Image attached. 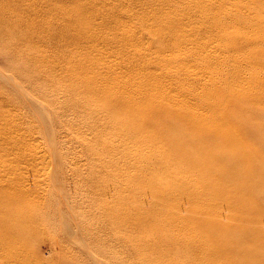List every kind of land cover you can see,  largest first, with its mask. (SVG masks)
I'll return each mask as SVG.
<instances>
[{
	"label": "bare ground",
	"instance_id": "6f19581e",
	"mask_svg": "<svg viewBox=\"0 0 264 264\" xmlns=\"http://www.w3.org/2000/svg\"><path fill=\"white\" fill-rule=\"evenodd\" d=\"M0 59L41 123L10 117L0 86V264H30L23 242L51 222L22 171L51 160L59 178L79 156L98 164L59 223L81 247L98 214L111 264L130 263L114 241L138 264H264V169L246 140L264 144V0H0Z\"/></svg>",
	"mask_w": 264,
	"mask_h": 264
},
{
	"label": "rangeland",
	"instance_id": "374dc122",
	"mask_svg": "<svg viewBox=\"0 0 264 264\" xmlns=\"http://www.w3.org/2000/svg\"><path fill=\"white\" fill-rule=\"evenodd\" d=\"M3 67H4L3 63L1 62V59H0V71L4 70ZM6 74L7 75L10 74L11 77H13L17 82H19L21 86H23L29 92H31L25 86V84L22 83L21 80L11 70L9 72H6ZM4 81L5 80L0 79V86L3 89V91L9 93V95L12 98V100L10 101L11 103L7 105L8 107L7 111L10 117L17 118V119L19 118L24 119V116L27 115L30 122L32 123L29 125L25 124L23 128L26 131L37 130V128L40 127L39 124L41 123H40L39 118H37L38 115L36 116V114L34 113L35 110L26 104V101L23 98V96H21V94L17 92L16 89L11 87L10 86L11 84H9V82H6V81L4 82ZM61 133H63L62 130H61ZM246 134H248V132ZM38 135H35V136H38ZM39 137L43 138L42 133L39 135ZM246 140H247V144L249 148L251 150L258 151L260 153V156L262 157V161H257V162L255 161L253 163V166H255L256 168L264 169V144L250 137L246 138ZM75 147H77L76 149L77 151H80V147L77 143ZM93 161L94 159H91V158L86 159L85 157H80V156L76 157L77 164H79V166L83 168L82 171L81 172L77 171L74 173L69 172L64 175H62L63 173H61L59 178H57V171L54 167L55 162L51 160H47L42 165L39 172L36 174L33 171H22L24 174V177H26L31 184L36 183L39 186V188L42 189L41 193H46V196L44 199L42 198L43 197L42 195H39V197L37 196V198H34L33 201H28L29 204L33 205L34 207L37 205H38L37 207L44 206L46 208L45 209L46 213L43 212L44 210L42 211L43 212L42 221H44V215L47 214L51 222L50 223L42 222V223L35 224V226L40 229L42 235L38 239L32 238V239H29L23 242V246L29 249V252L27 255L25 254V256H22L19 259L26 261L30 264H99V263L100 264H111L109 255L106 254L108 252L107 249L104 253L103 250L98 249L99 247L96 246L98 244L100 246L101 245L106 246L108 247V249H110V245H108L110 244V242L109 243L106 242L108 241V239L105 236H103L104 234L108 236L113 234V230H111L110 225L108 223H100V224L95 223L97 222V219L95 218H98L97 216L98 214L96 215V217L95 216L93 217L94 220H96L93 223H87L88 224L87 226H85L86 223H83L85 230L83 228L78 229L79 230L78 232L80 234H77L79 235L78 239L79 240L82 239L84 243V246L81 247L80 243L78 241H75L76 239H74L73 236H71L73 232H77L76 231L77 226H75V223H72L73 221L68 219L73 214V213L71 214V211L73 212L75 210V207L73 206L74 204L73 198H76V199L82 198L83 197L82 195L85 194L84 192L87 191L89 188L88 186H90L87 180L88 173H89V170L87 167H89L90 165L96 166L98 164L97 160L96 162H93ZM11 178L13 179V175L11 176ZM15 178H18L17 174H14V179ZM57 181L61 183L59 184L60 186H58ZM100 181L101 179L98 178L97 180H95V184H99ZM30 187H32V185H30ZM62 195H64L63 198L65 199L67 198L66 200H64L68 204L69 208L67 207V209H66L67 204L64 203V201L63 203L65 205H63L62 209L57 204L58 203L57 201L59 200V198L60 200H62L61 198ZM86 204L87 203L84 204V207L86 206ZM72 206L74 207V210H72ZM68 209H71V210H68ZM61 210H63V214H65V216L68 217L66 218H67V221H69V223H59L62 221V217H64L62 216L60 218V215L62 214ZM88 210H90V212H92L93 215L97 213V211L94 208H93V211H92V208H88ZM36 212H38V210ZM74 214L76 215L77 213L75 212ZM59 218L61 219L60 221H59ZM106 224L109 226H107ZM261 224L262 226L264 225V215H263V223ZM90 225L91 226L100 225V229H101V226L102 228L104 226V230L101 229L103 230L104 233L92 235L93 238H90L88 235L89 229H87V227ZM106 227H107V230H106ZM70 229H73L72 230L73 232ZM85 231L87 232V234ZM87 237L90 240L89 239L87 240ZM114 244H115L114 246L117 247V249L119 248L118 250L122 251V254L124 256L128 257V261H130L129 264H138V258L136 255H133L131 249L128 247L129 245L121 244V246H118L115 241H114Z\"/></svg>",
	"mask_w": 264,
	"mask_h": 264
}]
</instances>
